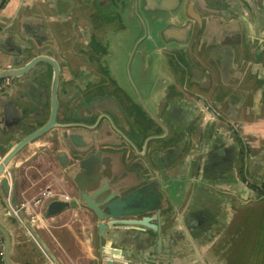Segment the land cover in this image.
I'll return each mask as SVG.
<instances>
[{"label":"crops","instance_id":"crops-1","mask_svg":"<svg viewBox=\"0 0 264 264\" xmlns=\"http://www.w3.org/2000/svg\"><path fill=\"white\" fill-rule=\"evenodd\" d=\"M97 7L98 0H0V37L14 52L27 35L39 42L38 52L62 63L67 58L77 71L82 29ZM247 17L234 29L183 20L175 46L183 68L178 90L169 87L176 78L164 56L153 73L143 59L135 61L140 92H130L134 116L128 113L130 125L119 122V129L133 138L135 126L141 136L134 146L114 139L127 162L117 164L109 186L124 194L145 187V198L157 197L160 239L151 229V238L135 229H99L95 213L77 200L78 188L70 183L74 171L56 160L57 145L37 137L10 161L8 193L0 186V227L10 237L8 264L46 262L35 240L54 264H264V26L255 14ZM11 65L9 59L0 62V68ZM43 75L40 97L35 94L39 78L31 83L28 73L7 77L9 86L0 90V141L11 138V146L48 120L49 64ZM156 79L161 84L150 90ZM58 96L61 122L66 98L62 90ZM116 99L125 109V101ZM206 101L220 113L212 122L200 119L199 106ZM47 184L68 193L69 204L37 224L25 211L20 219L11 212L8 196L18 205ZM54 200L61 199L48 198L43 214ZM149 213L155 222L156 210ZM0 249L5 250L1 231Z\"/></svg>","mask_w":264,"mask_h":264},{"label":"flooded vegetation","instance_id":"flooded-vegetation-1","mask_svg":"<svg viewBox=\"0 0 264 264\" xmlns=\"http://www.w3.org/2000/svg\"><path fill=\"white\" fill-rule=\"evenodd\" d=\"M250 13L255 14L259 24L264 26V0H98V7L92 14L88 13L89 23L82 29V61L79 69L73 70L67 58H63L64 63L55 59L58 75L53 87L57 104L59 90L65 94V117L61 122L57 120L58 104L57 124L38 136L47 137L51 143L62 147L58 149L55 146V158L74 171L70 183L75 189L102 185L104 181L109 185V162L102 161L99 166L93 167L92 175L87 180H75L76 170H81L74 168L78 154H85L87 150L72 148L69 143L56 138H69V133L74 138H126L119 126L120 123L126 127L130 125L127 115L134 116L135 108L130 92H140L138 81L133 78L135 61L143 59L147 71L153 73L161 69V58L164 56L176 78L169 83V87L178 90V77L183 68L180 52L175 46L181 38L179 30L183 20L186 24L204 28L218 24L234 29L240 21H248ZM49 67L51 98L53 66L49 64ZM38 78L40 82L35 94L40 97L41 84L45 83L44 75ZM161 82V79L154 80L150 83V90ZM8 83L4 87H8ZM117 96L125 101L126 110L120 106ZM104 105H107L106 111L99 109ZM96 147L100 148V144H96ZM90 148L95 150L94 146ZM11 178L13 183L12 172Z\"/></svg>","mask_w":264,"mask_h":264},{"label":"water","instance_id":"water-1","mask_svg":"<svg viewBox=\"0 0 264 264\" xmlns=\"http://www.w3.org/2000/svg\"><path fill=\"white\" fill-rule=\"evenodd\" d=\"M179 32L181 33V29L179 30ZM22 38L26 41L22 42L20 47H18L16 51L10 52L7 51L8 49H6L3 44L4 41L1 40L0 37V62L9 59L12 64L11 66L0 68V79L28 73L30 74L29 80L31 81V83H34V79L44 74L47 65L50 64L51 66H53L51 109L49 118L44 124L29 132L11 146V138L7 142L0 141V186H2L4 192L6 193H8L13 184H9L8 179L5 175V171L8 170L10 161L27 143L36 139L38 136L44 134L45 132H48L57 124L56 113L58 104L56 91L54 92L53 85L57 80L58 64L56 63V60L52 58L48 53L38 52L40 48H37L36 45L39 44V42L35 41V39H31L27 37V35ZM8 41L13 42L14 40L10 38L8 39ZM5 43H7V40L5 41ZM34 50H36L35 53L33 52ZM41 85L43 86L44 83ZM205 103L212 106L207 101ZM212 108H214L216 111L215 116L212 118H207L205 116L203 106L200 105V119H204L208 122L214 121L216 117L220 115V113L215 107L212 106ZM132 133L133 138L124 139H128L129 145L134 146V143L138 140V137L141 136V132L137 127L134 126ZM67 135L69 138H59V141H65L69 143L72 148L74 147L80 150H87L85 154H78L79 159L76 162L74 168H79L81 170H76V178L74 177L75 180L81 178L87 180L92 175L93 167L99 166V163H102V161L106 163L109 162V169L111 171L112 177L114 175V169L117 164L127 162L126 156H124L123 158L122 154L119 151L122 146L120 147L114 144V139L116 138H77V136L76 138H74V135H72L71 133ZM96 144H100V148L96 147ZM91 146H94V151L91 150ZM127 149H129V146L127 147ZM102 176H105V174H103ZM109 185H111V187L113 186V184L111 183H109ZM109 185L107 184V181H104L102 185H96L90 188H86L83 186L78 187L77 200L90 208L95 213L96 217L98 218V228L101 230L112 229L113 231L116 230L118 232L123 230L135 229L143 236H148L149 238H151L152 236L151 234L147 233V229H151L157 233V235L159 236V240L161 224L159 217V208H156L158 206L156 201L157 197L151 195L150 199L145 198L143 195L147 191L145 187H140L137 190H133L132 192L124 194V192H122V188H119L120 190H118L117 188L111 189ZM10 202L12 205L17 206L13 197L10 198ZM68 204L69 202L67 200H54L48 205V207L44 211V215L47 216L53 214L60 210L63 206ZM153 210H156L158 214V219L155 222L153 221L152 214L149 213ZM19 213L21 214V210L19 211ZM0 231L2 232L5 239V250L3 251V255L6 264H8L7 254L10 237L8 231L5 228L0 227ZM118 237H120V235H118ZM41 264L54 263L47 260L46 262H43ZM107 264H112V261L108 260Z\"/></svg>","mask_w":264,"mask_h":264},{"label":"built area","instance_id":"built-area-1","mask_svg":"<svg viewBox=\"0 0 264 264\" xmlns=\"http://www.w3.org/2000/svg\"><path fill=\"white\" fill-rule=\"evenodd\" d=\"M8 81L9 79L7 77L1 78L0 79V89H2L8 83ZM203 109H204L205 116L207 118H212L215 116V111L213 110L212 106L206 103H203ZM5 175L8 179L9 184H12L10 170H6ZM246 182L248 183L249 180H246ZM256 190L259 191V187L256 188ZM50 197H57L61 200H67V201L71 199V196L68 193L56 189L52 184H47L46 186L41 188L37 193L29 197H24L17 206H14L11 204L9 196L7 197V201L10 206L11 212L15 216H17L20 219L19 211L20 210L25 211V213L28 214L29 219L35 224H37L38 222H41L43 220L44 202ZM35 241L37 245L39 246V248L41 249L43 255L46 257V259L53 262V259L51 258L50 254L47 252V250H45L42 244L38 242L37 240ZM0 264H6L2 249H0Z\"/></svg>","mask_w":264,"mask_h":264},{"label":"rangeland","instance_id":"rangeland-1","mask_svg":"<svg viewBox=\"0 0 264 264\" xmlns=\"http://www.w3.org/2000/svg\"><path fill=\"white\" fill-rule=\"evenodd\" d=\"M128 20V19H127ZM133 21V20H132ZM129 22H131V20L129 21ZM129 44H130V42H129Z\"/></svg>","mask_w":264,"mask_h":264}]
</instances>
